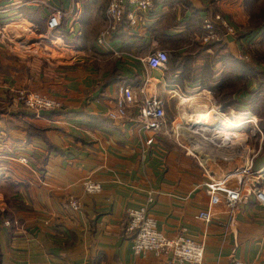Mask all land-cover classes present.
<instances>
[{"label": "crops", "instance_id": "0c3cea01", "mask_svg": "<svg viewBox=\"0 0 264 264\" xmlns=\"http://www.w3.org/2000/svg\"><path fill=\"white\" fill-rule=\"evenodd\" d=\"M107 2L0 0V264H184L169 255L131 254L126 212L148 196L156 230L201 244V264H264V207L249 189L241 190L231 217L221 200L210 207L208 223L196 217L208 207L205 184L229 174L224 184L237 186L238 164L229 171L200 151L202 163L184 138L141 128L136 104L122 117L107 116L119 87L137 95L143 86L163 101L162 129L180 117L211 121L212 104L238 120L243 89L230 90V103L216 96L229 92L219 84L222 64L238 60L255 40L240 31L243 0H151L146 10L123 0L121 22L97 45ZM54 10L59 26L49 31ZM216 13L238 33L218 28L219 40L203 44L201 20ZM155 50L166 62L148 69L144 58ZM238 74L242 79L240 68ZM20 90L43 93L60 107L27 111L15 99ZM232 135L236 151L243 137ZM246 166L264 178V151L251 154ZM85 179L99 192L85 194ZM69 197L78 210L69 208Z\"/></svg>", "mask_w": 264, "mask_h": 264}, {"label": "built area", "instance_id": "2783aa9c", "mask_svg": "<svg viewBox=\"0 0 264 264\" xmlns=\"http://www.w3.org/2000/svg\"><path fill=\"white\" fill-rule=\"evenodd\" d=\"M125 1L134 9L146 10L151 6V0ZM122 3L123 0H108L105 7V26L98 32L95 38V43L97 45L102 44L105 37L121 22L124 16ZM125 17L128 20L129 25L133 26L135 24L136 18L134 17L133 12H127ZM59 19L60 12L58 10L51 12L46 19V28L49 31L56 29L59 26ZM201 28L203 33L200 40L203 43H208L215 39L218 28L224 29L226 33L233 32L229 23L217 14L204 16L201 20ZM144 62L148 69L159 68L165 64L166 54L160 50L152 51L144 58ZM17 101L23 104L25 109L36 113L39 111H50L59 108V103L53 98L34 91H18ZM134 104L137 105L141 128L149 129L154 132L161 130V132L167 136H174L176 138L179 136L184 138V140L186 133V138H189V140H187V143L189 144L188 151L194 153L196 156H198V154L195 151L191 152L190 149L192 150L193 148L201 147L203 150L208 149V151H210L209 144L211 145V149L214 146L215 148H218L219 151H222L220 152L222 156L230 150L228 149V146L232 145L230 142L233 137L232 139L218 137L216 131L217 128L221 127L223 124L230 123L231 119L233 120L234 127L239 126L241 123H251L252 136H254V132L256 131V124L252 121V117L242 118L243 116H240L242 119L239 118L235 121L233 119L234 112L232 110L222 111L218 106L213 104L210 107L212 112L211 123H206L202 119L180 117L168 128L162 129L164 119L163 101L158 97L148 95L144 91L143 86L139 88L137 95L128 86L119 87L118 96L114 102V106L107 112V116L110 119L122 117L125 114L126 108ZM182 127H186V129ZM192 134L194 136H192ZM215 141H218V143L215 144ZM201 143H203V145H201ZM228 143L230 144L228 145ZM1 144L0 141V147ZM226 147L227 150L224 149ZM17 159L19 162L26 163V158L23 156H19ZM218 159L223 158L218 157ZM246 165L235 168L232 171L234 175H240V181L237 186H227L224 184L225 178L229 176V174L220 179V181L205 184V193L209 198L208 207L197 214L196 217L198 219L202 220L204 223H208L210 220V207L217 204L220 200L231 217L235 205L241 199V190L243 188L249 189L256 202L264 207V178L261 173L257 174L258 176L256 177L253 176L255 173H253ZM82 190L85 194H95L99 192L100 186L95 182L89 181V179H85V181L82 182ZM151 202L152 198L148 196L145 202L139 207L128 209L126 212L128 218L127 230L132 234L131 254L133 256L145 253H152L155 256L169 255L179 263L201 264L203 255L201 244L182 235L166 237L156 230L155 221L147 213V208ZM67 204L72 210L76 211L79 208V204L74 198L69 197ZM4 224L7 225L6 222ZM232 264L243 263L234 261Z\"/></svg>", "mask_w": 264, "mask_h": 264}, {"label": "rangeland", "instance_id": "374dc122", "mask_svg": "<svg viewBox=\"0 0 264 264\" xmlns=\"http://www.w3.org/2000/svg\"><path fill=\"white\" fill-rule=\"evenodd\" d=\"M243 7L245 14L247 16V20L244 29L240 31L247 33L248 37L252 36L251 38L255 40H253V43L250 45L246 44L248 42L245 43V47L243 48L244 51H241L242 53L238 54V58H236L238 60L231 59V61L237 63H233L227 60L224 64H222L224 65L222 69L224 71L223 72L224 75L221 78V82H219V84L220 87L225 88L226 91L229 90V92H227L226 95L224 94L219 95L217 93L216 98L217 100L219 99L221 100L220 96L222 97L228 96L229 98L228 101L230 102L231 101L230 90H233L235 88L240 89L241 87L243 91L246 93L245 94L246 98H244V102H243L244 113H241L243 116L242 118L252 117L251 118L252 121H254L256 124V131L254 132L255 133L254 136H252L251 133L252 124L249 122L241 124L242 127L237 129L240 132V135H242L241 137H243L242 148L246 150L244 157L243 155H236L233 156L231 159H225V160L218 158L213 159L215 161L218 160L217 163L219 164H223V165L226 164L229 171H232L233 165L236 164H238L239 167L245 166L251 154L254 153L256 154L259 150L260 152L264 151V0H243ZM224 19L232 27L233 32L226 33L225 30L222 29L223 33L231 34V35L238 33V30L234 28L232 23L228 19L226 18ZM252 30L253 32H251ZM219 37H220L219 34L216 33V38L210 42L218 41ZM252 39H250L249 42H251ZM200 42L203 43L201 40ZM203 44H207V43H203ZM240 67L242 70V79L240 74H238V76L236 77V69H239ZM249 79H251V81L254 82L255 87L249 86L250 83H247ZM17 93L15 97L16 101H17ZM54 100L57 101L56 99ZM17 103L21 105L23 109H25L23 104H21L19 101H17ZM194 103H196V100L192 99L189 102V105ZM59 107H60V103H59ZM30 112L36 113L34 111H30ZM204 121L206 123H211V121L208 120H204ZM174 122H172L171 125ZM181 140H183V144L188 149L189 144L187 143V140H189V138L185 137V140L184 139ZM230 143H228V145ZM224 149L227 150V147ZM228 149H230L228 151H233L231 154H235L237 152V151L235 152V149L231 145L228 146ZM190 151L191 152L195 151L196 153L198 152V150L194 148L192 150L190 149ZM243 158L244 160L242 161ZM207 161H209V159H207Z\"/></svg>", "mask_w": 264, "mask_h": 264}, {"label": "bare ground", "instance_id": "6f19581e", "mask_svg": "<svg viewBox=\"0 0 264 264\" xmlns=\"http://www.w3.org/2000/svg\"><path fill=\"white\" fill-rule=\"evenodd\" d=\"M240 119H242V118H240ZM236 121V120H235ZM241 124H243V123H241ZM239 125V126H237V127H234V124H233V120L231 119V121H230V123H226V124H223L221 127H218L217 128V136L218 137H225L226 139H229V138H231L232 139V137H228V136H233L231 133H233V134H235V133H239V131L237 130L238 128H241L242 127V125ZM182 128H185L186 129V127H182ZM185 136L187 137V135H186V133H185ZM192 136H194L193 134H192ZM234 138V137H233ZM191 142V141H190ZM198 143V142H197ZM215 144H217L218 143V141H215L214 142ZM200 144V143H199ZM198 144V145H199ZM201 145H203V143H201ZM214 145V144H213ZM209 146V148H210V151H208V149L207 150H203L201 147H197V148H195L196 150H198V156H199V159H200V161L203 163V161L201 160L202 158H201V154H200V151L201 152H203L204 153V155L205 156H207L209 159H215V158H223V159H231L233 156H236V155H243L242 154V147H240V149H237L235 152L237 153V154H231L233 151H227L226 153H225V155H223L222 156V154H220V152H222V151H219L218 150V148H215L214 146H213V148L211 149V145L209 144L208 145ZM205 147H206V145H205ZM244 156V155H243ZM243 160V159H242Z\"/></svg>", "mask_w": 264, "mask_h": 264}, {"label": "trees", "instance_id": "16d2710c", "mask_svg": "<svg viewBox=\"0 0 264 264\" xmlns=\"http://www.w3.org/2000/svg\"><path fill=\"white\" fill-rule=\"evenodd\" d=\"M240 69H241V67H240ZM228 99H229L228 96L221 97V103H222V101H223V103L229 102Z\"/></svg>", "mask_w": 264, "mask_h": 264}]
</instances>
